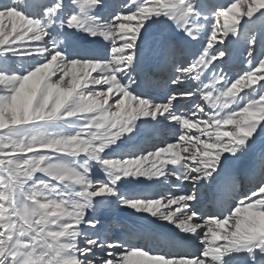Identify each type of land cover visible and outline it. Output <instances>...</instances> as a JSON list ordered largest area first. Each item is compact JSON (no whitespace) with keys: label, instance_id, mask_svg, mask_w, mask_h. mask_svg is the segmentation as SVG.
Returning <instances> with one entry per match:
<instances>
[{"label":"snow or ice","instance_id":"snow-or-ice-1","mask_svg":"<svg viewBox=\"0 0 264 264\" xmlns=\"http://www.w3.org/2000/svg\"><path fill=\"white\" fill-rule=\"evenodd\" d=\"M0 264H264V0L0 2Z\"/></svg>","mask_w":264,"mask_h":264},{"label":"rangeland","instance_id":"rangeland-1","mask_svg":"<svg viewBox=\"0 0 264 264\" xmlns=\"http://www.w3.org/2000/svg\"><path fill=\"white\" fill-rule=\"evenodd\" d=\"M0 2H7V0H0ZM242 58L237 56L234 60V66L235 69L238 70L240 67H242V63H241Z\"/></svg>","mask_w":264,"mask_h":264},{"label":"bare ground","instance_id":"bare-ground-1","mask_svg":"<svg viewBox=\"0 0 264 264\" xmlns=\"http://www.w3.org/2000/svg\"><path fill=\"white\" fill-rule=\"evenodd\" d=\"M197 47H198V45H197ZM161 134H162V133H161ZM161 134H156V135H154L153 137H151V138L149 139L148 142L151 143L152 141L159 139V135H161Z\"/></svg>","mask_w":264,"mask_h":264}]
</instances>
